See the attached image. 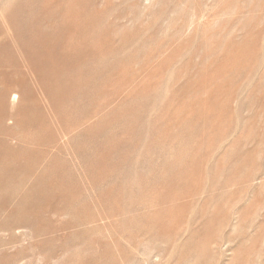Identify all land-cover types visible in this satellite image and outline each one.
<instances>
[{
	"label": "rangeland",
	"instance_id": "obj_1",
	"mask_svg": "<svg viewBox=\"0 0 264 264\" xmlns=\"http://www.w3.org/2000/svg\"><path fill=\"white\" fill-rule=\"evenodd\" d=\"M0 264H264V0H0Z\"/></svg>",
	"mask_w": 264,
	"mask_h": 264
}]
</instances>
